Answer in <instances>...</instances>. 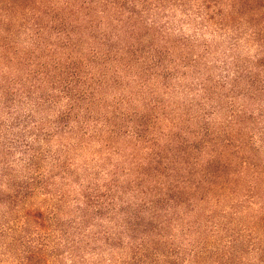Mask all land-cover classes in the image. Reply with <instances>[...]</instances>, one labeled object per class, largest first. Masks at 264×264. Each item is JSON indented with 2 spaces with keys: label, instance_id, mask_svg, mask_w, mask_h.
I'll use <instances>...</instances> for the list:
<instances>
[{
  "label": "rangeland",
  "instance_id": "obj_1",
  "mask_svg": "<svg viewBox=\"0 0 264 264\" xmlns=\"http://www.w3.org/2000/svg\"><path fill=\"white\" fill-rule=\"evenodd\" d=\"M67 1L74 48L1 10L0 264H264V19L197 32L154 9L134 38Z\"/></svg>",
  "mask_w": 264,
  "mask_h": 264
},
{
  "label": "trees",
  "instance_id": "obj_2",
  "mask_svg": "<svg viewBox=\"0 0 264 264\" xmlns=\"http://www.w3.org/2000/svg\"><path fill=\"white\" fill-rule=\"evenodd\" d=\"M52 0H0V48H1V10L9 13L22 12L23 17L28 15L53 16L55 23L54 29L60 36L65 35V45L76 47L78 40L82 37L84 27L80 22L74 21L66 24L65 21L60 22L61 13L50 7ZM84 6L85 8H92L93 5L101 6L102 13H110L111 21L122 24L129 32L130 36L135 37L138 24L145 20L144 14L151 10H169L175 13L181 12L184 15L183 24L195 25L197 32L206 30L210 25L218 24L219 29H223L228 24H238L241 22L256 23L258 20L264 19V0H68L66 2V10L76 6ZM41 7L42 10H36ZM39 11V12H37ZM75 14V11L72 12ZM39 15V14H38ZM30 17V16H29ZM88 18L87 26H94L96 21L94 17L86 14ZM106 37H104L105 39ZM189 38H184V45ZM207 45L206 43H203ZM208 47V46H205ZM138 47L136 42L129 45V54L138 58ZM83 57V56H82ZM111 58V51L100 53L94 47H91L85 57L82 58V63L87 66L98 67L101 74L105 76L104 63ZM74 73V72H72ZM76 73L74 74V76ZM73 76V77H74ZM99 80V79H98ZM256 82L253 81L251 85ZM259 93H264V85L261 84ZM201 88L202 85L199 84ZM198 89V90H202ZM205 90V89H204ZM206 92V90H205ZM206 94V93H205ZM203 112V119L206 124L207 117L213 111ZM205 128V127H204ZM206 132L199 139V144L207 145L208 128ZM214 164V163H213ZM208 166L205 170L208 171ZM213 175V174H211ZM1 198V195H0ZM33 256H28L27 261L33 260Z\"/></svg>",
  "mask_w": 264,
  "mask_h": 264
}]
</instances>
